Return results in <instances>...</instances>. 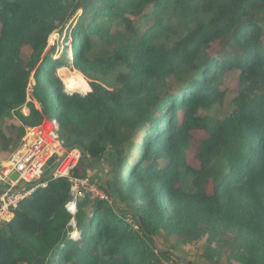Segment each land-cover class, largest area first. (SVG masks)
<instances>
[{
  "label": "trees",
  "instance_id": "1",
  "mask_svg": "<svg viewBox=\"0 0 264 264\" xmlns=\"http://www.w3.org/2000/svg\"><path fill=\"white\" fill-rule=\"evenodd\" d=\"M171 5L172 0L0 3V115L18 107L19 121L11 122L7 133L0 131V151L16 149L24 125L42 120L33 101L24 103L33 73V93L57 120L66 145L80 149L86 160L110 148L118 168L102 188L111 204L78 198L74 236L68 234L67 178H51L25 197L11 220L0 222V264H161L159 256L168 253L154 246L155 235L186 240L196 228L209 238L233 235L240 241L234 256L240 264H264V0H202L203 8L214 10L211 19L170 47L159 46L151 36L162 24L161 11ZM138 17H154L153 24L142 32L133 29L128 41L115 44L112 28H135ZM59 29L73 37V67L119 70L120 84L109 89L91 82L82 97L65 93L60 80H47L58 62L45 52L47 39ZM99 41L112 50L98 60L89 58ZM25 47L27 62L21 59ZM222 69L239 71V90L232 111L212 120L199 111L223 97L217 83ZM185 72H191L188 78L167 88ZM64 84L72 91L89 90L76 77ZM23 104L27 114L20 111ZM134 128L144 131L123 171L124 130ZM197 132L202 135L195 138ZM189 150L198 168L187 164ZM186 175L192 190L182 186ZM114 193L136 203V210L117 208ZM128 214L136 228L127 223Z\"/></svg>",
  "mask_w": 264,
  "mask_h": 264
},
{
  "label": "rangeland",
  "instance_id": "2",
  "mask_svg": "<svg viewBox=\"0 0 264 264\" xmlns=\"http://www.w3.org/2000/svg\"><path fill=\"white\" fill-rule=\"evenodd\" d=\"M5 0H0V3ZM202 0H172V5L168 9H164L160 13L161 17V25L155 33L151 36V41L159 46L170 47L176 40L186 35L191 29L196 27L200 23L208 22L211 17L214 15L213 9H206L201 6ZM149 6L145 9L147 12ZM183 13L186 12V9H189V13L185 15L180 14V10ZM154 21V17L144 19L141 18H133V22L135 28L128 29L125 28L124 25H119L118 27L112 28L113 32H116L114 35V43H119L123 41H128L129 38L134 35L132 32L133 29L138 31H144L149 28ZM133 24V23H132ZM72 43L73 37H70V32L67 30H56L53 31L48 39L46 45V54L51 57L50 59L58 60V62L54 65L52 71H49L48 79L51 80H60L63 85V90L65 93L78 94L84 97L87 93L91 91L90 83L96 82L102 84V86L106 88H114L117 87L121 82V74L119 70H112L108 73L95 72L90 69L88 72H81L75 67L71 65L72 61ZM113 48V45L107 43L106 41H99L94 47L92 52L90 53L89 58L98 60L99 58L104 57L107 53H109ZM218 48V44H215L211 48V52H216ZM30 54V50L28 47L22 49L21 59L24 62L28 61V56ZM89 69V68H88ZM188 74L191 72H185L184 75L176 77V79L168 82L167 88H173L176 84L180 82L181 79H186L189 77ZM238 75L239 71L236 69H222L221 73L217 77V83L221 91H223V97L219 102H217L213 107L206 110H200L199 114L201 116H206L209 119L216 120L218 118H222L228 115L234 106L233 99L238 94ZM69 77H76L80 83L84 84L85 87L89 90L83 92L82 90H69L64 81ZM31 78V91L30 97L35 99V105L38 109H40L42 118L50 119L52 118V113L48 112L41 105L39 99H37L33 93L35 80L33 78V73L30 75ZM29 78V80H30ZM51 88V87H50ZM37 94H39L38 88H35ZM52 89V88H51ZM26 103V92H25V102ZM24 105V104H23ZM23 105L20 107V111L22 112ZM18 107H13L0 115V131L7 133L8 126L11 122H19L17 115ZM28 113V112H27ZM26 113V114H27ZM22 114H24L22 112ZM24 125V129H25ZM143 128H134V129H126L124 130V140L125 143L123 145V152L125 154L124 163L121 165V169L126 171L129 168L128 162L126 159L130 156L132 151L136 148V145L140 142L141 136L143 134ZM202 135V132L194 133V137L197 138ZM72 138L71 135L68 136ZM15 150V149H14ZM13 150V151H14ZM142 148L139 149L137 153L133 156H139L142 152ZM13 151H0V162L6 161L8 156ZM159 162L162 163V160L159 159ZM186 162L190 166L194 168H198V161H196L193 157V151H187ZM52 167L46 169L44 176H47ZM117 166L115 162V155H113V151L108 148L106 151L96 159L87 158L81 159L76 172L79 176L84 179H88L89 182H94L97 184L99 190L103 191L104 182L107 181L108 184H111L113 179L117 175ZM191 177L188 175L185 176L184 180H182V186L186 190H192L194 188L191 187ZM105 194V193H104ZM84 197H81L82 199ZM85 198L89 200H94L96 197L90 196V194H86ZM114 205L123 210L125 212H134L136 210L137 204L131 202L129 200L124 199V197H120L117 194H113ZM108 201L109 204L111 202L106 197L102 198ZM127 223L131 224L134 228H136L133 219H131L130 215H127ZM77 229L74 225L68 227V234L71 236L76 235ZM191 234V232H190ZM155 244L158 249L165 250L168 253V257H164L162 255L159 256L161 264L167 261H175L177 264H240L236 260H234V256L238 250V245L240 241L235 240V237L229 233H221L216 237L209 238L208 234L200 230V228L194 229L191 236L189 235L188 239H178V236L174 234H168L164 236L163 234H156L154 237ZM158 254V252H156ZM178 255V257L175 256ZM180 257V258H179ZM182 259V260H180ZM186 261V262H185ZM62 264H70V263H62Z\"/></svg>",
  "mask_w": 264,
  "mask_h": 264
},
{
  "label": "built area",
  "instance_id": "3",
  "mask_svg": "<svg viewBox=\"0 0 264 264\" xmlns=\"http://www.w3.org/2000/svg\"><path fill=\"white\" fill-rule=\"evenodd\" d=\"M30 91L31 78L25 88L26 103L33 101L35 104ZM22 112H28L26 104ZM58 132L59 124L53 117L42 118L38 124L26 126L17 148L6 161L0 162V222L11 220L20 202L37 189L46 187L51 178L63 177L71 182L72 199L65 204L71 215V225L75 226L78 198L86 194L106 197L96 183L73 175V170L81 160V151L68 147ZM50 160L52 164L48 165ZM49 167H52L50 173L44 176ZM13 174L16 175L15 179L11 177ZM164 264L177 263L167 261Z\"/></svg>",
  "mask_w": 264,
  "mask_h": 264
},
{
  "label": "water",
  "instance_id": "4",
  "mask_svg": "<svg viewBox=\"0 0 264 264\" xmlns=\"http://www.w3.org/2000/svg\"><path fill=\"white\" fill-rule=\"evenodd\" d=\"M51 164H52V160H50V161L48 162V165H51ZM11 177H12L13 179H15V178H16V175L13 174Z\"/></svg>",
  "mask_w": 264,
  "mask_h": 264
}]
</instances>
